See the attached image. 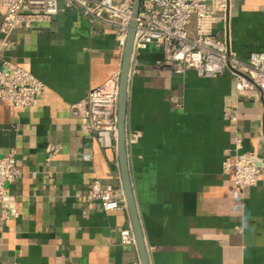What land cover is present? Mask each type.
Here are the masks:
<instances>
[{
  "label": "crops",
  "instance_id": "1",
  "mask_svg": "<svg viewBox=\"0 0 264 264\" xmlns=\"http://www.w3.org/2000/svg\"><path fill=\"white\" fill-rule=\"evenodd\" d=\"M213 14L211 34L238 58L264 54V0H227L225 12ZM9 39L0 60L23 67L44 89L21 110L0 99V157L14 151L20 170L8 185L20 214L0 224V264L139 262L136 246L120 242L127 209L105 211L87 199L95 179L121 186L117 152L102 148L87 120L70 111L119 71L114 30L71 7ZM161 58L148 45L133 60L126 118L150 264H264V98L237 92L228 72L174 74L156 64ZM236 138L259 168L244 189L222 169Z\"/></svg>",
  "mask_w": 264,
  "mask_h": 264
},
{
  "label": "built area",
  "instance_id": "2",
  "mask_svg": "<svg viewBox=\"0 0 264 264\" xmlns=\"http://www.w3.org/2000/svg\"><path fill=\"white\" fill-rule=\"evenodd\" d=\"M71 7L78 8L93 24L111 27L122 56L132 17V0H0V50L11 48L9 37L13 30L49 22L60 11ZM226 9L227 0H141L133 38V60L142 49L154 45L162 51V58L156 64L174 74L192 70L199 77H216L228 72L234 78L237 92L256 90L264 98V54L251 53L246 59H240L229 50L224 38L210 32L215 18L213 12ZM192 14L195 30L190 36L188 25ZM118 77L119 71L70 107L74 116L87 120V129L97 143L113 151H116ZM43 89V83L26 69L7 59L0 60V99L21 110L36 104ZM134 138L135 134L127 135L128 144ZM53 151L54 147H49L48 156ZM234 152L233 159L227 156L222 161L223 171L232 172L239 189L254 185L259 173L256 155L242 150L239 138L235 139ZM19 174L14 151L0 157V224L20 214L19 202L8 188ZM87 199L98 201L105 211L126 210L121 186L95 179L88 184ZM119 234L122 244L135 245L131 225Z\"/></svg>",
  "mask_w": 264,
  "mask_h": 264
},
{
  "label": "water",
  "instance_id": "3",
  "mask_svg": "<svg viewBox=\"0 0 264 264\" xmlns=\"http://www.w3.org/2000/svg\"><path fill=\"white\" fill-rule=\"evenodd\" d=\"M141 0H132V17L126 34V41L121 56V64L118 77V99L116 106L117 132L116 152L118 158V169L121 187L125 198L126 209L130 218V225L134 235L135 246L140 264H150L149 254L143 234L141 220L139 217L135 196L131 184L129 172V154L126 132V118L128 106V85L131 76V65L133 62V38L136 26V16L139 12Z\"/></svg>",
  "mask_w": 264,
  "mask_h": 264
},
{
  "label": "rangeland",
  "instance_id": "4",
  "mask_svg": "<svg viewBox=\"0 0 264 264\" xmlns=\"http://www.w3.org/2000/svg\"><path fill=\"white\" fill-rule=\"evenodd\" d=\"M194 27H195V17H194V14H192L190 24L188 25V30L190 32V36H192V32L194 30Z\"/></svg>",
  "mask_w": 264,
  "mask_h": 264
}]
</instances>
